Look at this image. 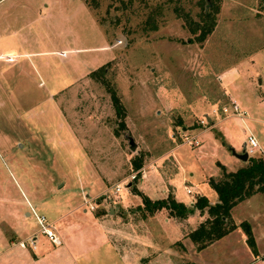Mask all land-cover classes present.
<instances>
[{
    "label": "rangeland",
    "instance_id": "1",
    "mask_svg": "<svg viewBox=\"0 0 264 264\" xmlns=\"http://www.w3.org/2000/svg\"><path fill=\"white\" fill-rule=\"evenodd\" d=\"M206 1L216 8L214 25L198 41L174 7L196 19ZM89 4L0 0V13H6L8 21L1 51L33 52L16 55L13 61V55L6 56L9 61L0 59V237H6L0 239V253L8 251L0 264L27 261L19 253L31 250L15 242L26 237L27 243L29 235L36 236L34 253L44 247L29 204L49 220L61 215L56 228L80 222L66 232L77 247L94 240L87 233L94 216L82 203L84 198L94 203L97 196L104 207H119L123 214L116 219H124L120 226L131 229L125 222L139 219L141 210L130 200L120 208L119 199L127 196L126 183L133 193L143 164L161 155L173 144L171 139L178 142L171 152L176 173L168 179L175 197L185 203L199 192L213 198L204 173L221 162L233 167L245 126L235 116L225 117L226 139L211 135L221 144L216 148L206 137L195 146L180 142L192 125L206 124L202 113L209 105L218 112L231 106L224 90L243 102L251 116L262 119L247 124H253L256 140H261L258 152L264 155V0H89ZM8 9L15 15L7 14ZM64 47L74 49L65 58L41 52ZM233 65L234 70L220 76ZM99 66L119 97L122 116L113 108L106 83L89 74ZM119 118L123 126L118 125ZM127 136L136 143L134 149L128 147ZM138 162L140 166L133 168ZM116 184L121 185L117 192ZM185 187L192 192L186 193ZM238 243L229 255L223 256L227 249L219 254V262H248V251ZM179 254L174 264H198ZM49 261L61 264L60 259Z\"/></svg>",
    "mask_w": 264,
    "mask_h": 264
},
{
    "label": "crops",
    "instance_id": "2",
    "mask_svg": "<svg viewBox=\"0 0 264 264\" xmlns=\"http://www.w3.org/2000/svg\"><path fill=\"white\" fill-rule=\"evenodd\" d=\"M20 5L21 4H19V6ZM9 10L10 9H8L7 14L14 16V13L16 12L11 11V13ZM5 18L6 13H0V39L3 37V33L6 32L3 27L8 26V21H5ZM14 30L15 29L12 31ZM1 50L2 49H0V59H4L5 61H9L7 60V55H13V59L11 60L13 61L16 55H29L30 53H33L31 51L19 53L10 51L5 52ZM71 50L74 49L64 47L46 49L41 52L55 53L57 56L65 58V56H67ZM58 51H63L65 55L58 54ZM234 69V65L230 68H225L222 70L220 76L224 77ZM223 92L231 102L234 101L236 103L237 111L234 112L230 106L227 108V111L218 112L216 106L209 105L208 108L202 113L206 119V124L203 125L196 123L195 125L191 126V131H188V134L193 136L198 141V144H193L190 146L200 145L201 138L203 137H206L207 140L212 143L214 148H216L217 145L221 146V144H219L218 141H216L212 136L217 135L218 137H223V139H226L228 133L226 132L224 121L226 119L225 117L230 115L237 117L246 128L245 132L243 129L245 135L244 140L240 144L241 148L244 147L243 144L247 134H252L256 139V132L253 130V124L251 123L248 126L247 120L258 123L262 122V119L251 116V114L248 112L250 109L245 104H243V102L235 98L234 95L230 93V95L227 94L225 90ZM216 115L219 117H215ZM170 137H173V135ZM256 141L257 147L255 148L252 156H258L255 155L258 153L264 159V155L258 152L260 151L261 143L259 144V141L261 142V140ZM170 142H173V144H169L168 148L165 149L161 155L152 158L147 163L143 164V173L137 178V183L135 184L136 189L145 194L150 199L162 198L170 193L175 200H178L174 195L172 186L168 182V179H170L176 173L177 163L175 161L176 159L172 157L171 152L175 149L178 142H176V139H171ZM180 143L185 142L181 141ZM248 156L249 155H247V157ZM247 157L245 160H242L234 153V160L231 162L233 165L232 168L222 162L220 164H222L227 170H235L246 163ZM226 158L228 159L229 157L226 156ZM216 167L217 169L209 167L208 172H203L205 175V182H207V185L212 190L214 197L208 198L206 195L199 192L193 196L190 202H184L186 205H191L192 201L197 195H204L209 203L217 201V194L208 183L209 177H217L219 175L220 168L219 166ZM129 184V182L126 183L127 196L125 199H119L120 208L121 206H125L127 204L125 200L134 201V203H136L135 205L137 207V211L141 210L139 212L140 218L126 221L125 223L131 225V229L129 228L128 230H125L119 224V221L124 222V219H116L117 216L120 217V215L123 214V212L118 209L119 207H117V209H113V207L106 208L104 207L105 204L103 205V203L100 202L99 198L96 196L94 197L95 207L94 209H91L94 216L90 221L92 227L91 229L87 228V233L90 234L89 237L92 235L94 240L91 242H85V245L80 243L78 247L68 241L66 232L71 227L81 225L80 222L68 221L62 228H56V221L61 218V215L49 220L43 213L37 212L34 207L29 204L30 212H32L33 209L35 213L42 214L46 221L49 222L54 228L55 232L59 234L61 242L52 243L43 233H41V235L44 236H42L44 238L42 239L44 247L40 248L37 253H34L33 250H36L37 248L36 236H34L32 247L28 244L25 246H21L19 244V241H24L26 237L25 239L22 238L23 240H17L15 243H17L19 247L23 248L28 246L31 250V254H29V252L19 253L24 257V259L28 260L18 264H45L46 262L49 263V260L51 259H60L61 264H174V257L180 255V251L183 253L181 254L182 256H187L190 261L196 262L198 264H226L225 262H219L217 257L226 249L227 250L223 253V256L229 255V252L232 253V250L234 249L236 250V241L240 242L238 243L239 246H243L244 250L248 251L250 255L248 262L245 264H264V261L261 259V255L264 253V192H254L248 197L236 202L230 209L231 218L235 223H238L241 220H247L249 222L257 250V254H253L246 244L245 235L239 226L234 227L221 237L211 241L203 248L196 250L194 248L193 242L187 236H185V234L189 230L193 229L205 217V209L201 212L199 209L194 208L192 212L188 213L183 218H177L175 216L169 215L165 208H158L150 213L145 212L142 208L138 207L139 205L141 206L139 194L130 192L128 189ZM187 188L188 187H185V192L191 193L192 190L188 188L190 191L187 192ZM120 189L121 188H119V190ZM98 193L102 194L104 191H102V193ZM137 195L139 197H137ZM85 200L88 201V199L84 198L82 203L86 204L87 202ZM112 211L116 212V216L113 215L114 213ZM125 212L127 215H129L131 210ZM26 214H29L28 211H26ZM32 214L35 218V214L33 212ZM93 225L96 226L93 228ZM4 237L5 235H1L0 239L3 240ZM45 239L49 241L51 245H47ZM11 241L12 239L9 237L8 243ZM178 241L180 242L179 244ZM44 243H46V245H44ZM174 243H176V246L178 247L177 249L174 248ZM54 245H62L63 249L49 248V246L55 247ZM7 254L8 251L1 252L0 257L5 255L7 257ZM166 257L169 259V261H166ZM49 264H52V262Z\"/></svg>",
    "mask_w": 264,
    "mask_h": 264
},
{
    "label": "trees",
    "instance_id": "3",
    "mask_svg": "<svg viewBox=\"0 0 264 264\" xmlns=\"http://www.w3.org/2000/svg\"><path fill=\"white\" fill-rule=\"evenodd\" d=\"M84 2L90 5L89 0H84ZM214 10L216 8H213L212 3L206 1V3L200 4V8L196 13V19H193L187 11H183L180 7H174L176 14L183 18L190 31L195 33L194 38L198 41L202 40L212 30L214 25ZM152 28H154V25H152ZM89 74L92 77L100 76V81L106 83V89L109 92L113 108L115 112L122 116L123 108L119 97L114 87L103 77V66L91 70ZM118 125L123 126V120L121 118L118 119ZM218 165L220 168L219 175L208 178L209 185L217 194V201L209 203L204 195H197L191 205H186L182 201L175 200L170 193L162 198L150 199L134 188V193L140 196L141 206L139 205L138 207L149 213L158 208H165L169 215L177 218L185 217L194 208L199 209L201 212L205 209V217L185 234L193 242L196 250L203 248L211 241L221 237L234 227L239 226L245 235V242L251 252L257 254L256 244L249 222L247 220H241L235 223L231 218L230 209L236 202L248 197L254 192H264V159L261 156L249 155L246 163L235 170H227L222 164ZM139 166V162L133 164V168ZM261 259L264 261V253L261 255Z\"/></svg>",
    "mask_w": 264,
    "mask_h": 264
},
{
    "label": "built area",
    "instance_id": "4",
    "mask_svg": "<svg viewBox=\"0 0 264 264\" xmlns=\"http://www.w3.org/2000/svg\"><path fill=\"white\" fill-rule=\"evenodd\" d=\"M10 58V56H8ZM231 109L236 112L237 111V105L234 101L231 102ZM222 111H227L226 106H222ZM202 122V120H200ZM185 139H182L183 142L193 145V144H198V141L191 135L188 134V136L184 137ZM187 141V142H186ZM244 150L246 151L247 155H252L255 151V148L257 147V141L255 137L252 134H247L246 139L244 141ZM143 170L140 171V175H142ZM121 188V185L116 184L114 186V191L117 192ZM187 192L190 190L187 188ZM88 204V207L90 209H94L95 203L90 202V200H85ZM32 212L35 214L36 221L39 225L40 232L43 233L52 243H59L60 239L58 235L56 234L54 228L51 226L49 222L46 221L45 217L42 214L35 213V211L32 209ZM28 242L26 243L25 241H19V244L21 246H25L26 244L30 245L31 247L33 246L32 243L34 241V235H30L27 237Z\"/></svg>",
    "mask_w": 264,
    "mask_h": 264
},
{
    "label": "water",
    "instance_id": "5",
    "mask_svg": "<svg viewBox=\"0 0 264 264\" xmlns=\"http://www.w3.org/2000/svg\"><path fill=\"white\" fill-rule=\"evenodd\" d=\"M127 139H128V147H129L130 149H134L136 143L133 141L132 137H131V136H127ZM235 155H236L238 158L242 159V160H245L246 157H247V153H246V151L244 150V147H242V148L240 149L239 152L235 153Z\"/></svg>",
    "mask_w": 264,
    "mask_h": 264
}]
</instances>
